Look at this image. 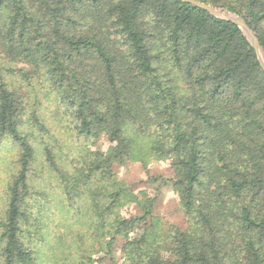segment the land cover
Here are the masks:
<instances>
[{
    "label": "trees",
    "instance_id": "trees-1",
    "mask_svg": "<svg viewBox=\"0 0 264 264\" xmlns=\"http://www.w3.org/2000/svg\"><path fill=\"white\" fill-rule=\"evenodd\" d=\"M200 1L243 17L264 51V0ZM15 75L45 88L77 137L104 139L65 187L87 191L72 194L91 197L119 264H264V72L237 25L180 0H0V140L19 151L3 263L29 264V130L44 124ZM150 160L169 163L184 227H165L156 196L112 179L113 165ZM125 201L138 211L122 215Z\"/></svg>",
    "mask_w": 264,
    "mask_h": 264
},
{
    "label": "rangeland",
    "instance_id": "rangeland-1",
    "mask_svg": "<svg viewBox=\"0 0 264 264\" xmlns=\"http://www.w3.org/2000/svg\"><path fill=\"white\" fill-rule=\"evenodd\" d=\"M220 8V7H218ZM224 9V8H220ZM225 10V9H224ZM16 89L28 94L29 108L43 122L44 128H30L29 141L33 147V159L28 169L29 196L24 200L25 215L20 222L19 240L30 254L29 264H119L123 260L119 244L108 248L106 235L101 234L100 221L90 206L91 197L75 196L66 190V183L73 181L72 171L83 163L87 152L106 150L104 139H83L75 135L69 118L62 107L52 100L46 89L26 87L17 76H7ZM21 84V85H20ZM37 95V99L32 98ZM25 114V118H28ZM27 120V119H26ZM28 124L29 121L27 122ZM46 150L49 152L47 158ZM19 151L8 138L0 140V264H4L5 241L1 235L8 202V189L18 172ZM52 163V164H50ZM112 173L118 182L141 196L146 192L156 196L153 213L165 227L185 226V216L180 209L177 195L168 178L169 163L150 160L146 167L138 161L115 164ZM67 181V182H66ZM103 189H115L103 182ZM82 192H87L83 190ZM80 195V194H79ZM120 210L122 215L138 211L136 203L125 201ZM113 215L107 217L111 219ZM106 231L105 229H103ZM21 264V263H16Z\"/></svg>",
    "mask_w": 264,
    "mask_h": 264
},
{
    "label": "water",
    "instance_id": "water-1",
    "mask_svg": "<svg viewBox=\"0 0 264 264\" xmlns=\"http://www.w3.org/2000/svg\"><path fill=\"white\" fill-rule=\"evenodd\" d=\"M180 1L195 5L199 8H202V9L208 11L215 18H219V19H222L224 21H229V22H232L233 24L237 25L242 30V32L244 33V35L246 36L248 41L250 42V44H251V46L255 52L257 61L260 65V68L264 72V51H263L262 47L260 46L257 37L255 36L253 31L250 29V27L246 24L243 17H241L240 15H237L231 11L220 9L218 7H215V6H213L209 3H206V2H202L200 0H180Z\"/></svg>",
    "mask_w": 264,
    "mask_h": 264
}]
</instances>
